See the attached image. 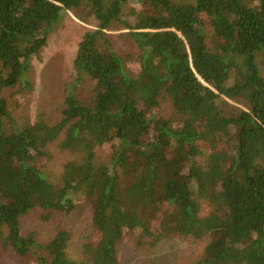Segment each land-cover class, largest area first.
I'll return each mask as SVG.
<instances>
[{
	"label": "trees",
	"instance_id": "trees-1",
	"mask_svg": "<svg viewBox=\"0 0 264 264\" xmlns=\"http://www.w3.org/2000/svg\"><path fill=\"white\" fill-rule=\"evenodd\" d=\"M133 1L144 9L126 10ZM67 13L96 23L73 59L92 92L87 100L68 92L55 124H17L2 90H31V60ZM115 24L139 50L135 75L106 34ZM0 66L1 253L38 247V264H80L68 256L67 231L36 245L20 217L34 208L69 213L86 198L97 234L89 264H119L129 232L152 243L208 239L195 264H264V0H0ZM162 98L179 121L156 114ZM227 100L245 109L230 113ZM57 140L78 160L56 185L36 162Z\"/></svg>",
	"mask_w": 264,
	"mask_h": 264
},
{
	"label": "rangeland",
	"instance_id": "rangeland-1",
	"mask_svg": "<svg viewBox=\"0 0 264 264\" xmlns=\"http://www.w3.org/2000/svg\"><path fill=\"white\" fill-rule=\"evenodd\" d=\"M131 8L137 11L144 9L135 1L126 6V10ZM95 24L91 17L80 21L72 13H67L48 36L47 44L38 58L31 60V69L27 73L31 90L19 88L2 90V97L7 102L10 116L17 124L34 122L38 118H42L48 124L57 123L61 118L60 111L68 92H72L78 99L87 100L94 82L88 77L81 80L77 78L73 69V59L82 36L87 31H93ZM206 29L210 37L212 31L208 27ZM106 34L113 49L123 60L126 70L135 75L139 70V50L136 44L125 35L122 27L116 24ZM227 105L230 113L245 109L242 102L227 100ZM156 114L173 122L181 119L170 102L164 98ZM58 142L59 140L48 146L49 157L36 162L37 168H41L49 181L56 185L60 183L65 164L78 160L76 155L61 150ZM109 149V146L96 149L99 162H107ZM207 211V207L204 206L202 214ZM91 213V206L86 198L79 200L69 213L34 208L20 217V231L24 237L31 235L36 245H44L51 241L58 230H65L70 236L67 248L69 258L80 264H89L86 249L95 245L97 239L91 225ZM165 213H168V210L163 208L152 221L154 232L160 228V221ZM152 242L151 238L139 241L136 232L125 233L118 244L119 264H195L202 258L208 239L194 240L172 234L155 243ZM39 254L44 253L38 247H32L23 257L0 252V264H38Z\"/></svg>",
	"mask_w": 264,
	"mask_h": 264
}]
</instances>
